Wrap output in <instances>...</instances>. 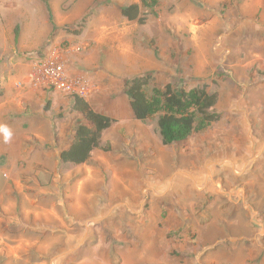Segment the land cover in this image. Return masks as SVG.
<instances>
[{"label": "rangeland", "instance_id": "1", "mask_svg": "<svg viewBox=\"0 0 264 264\" xmlns=\"http://www.w3.org/2000/svg\"><path fill=\"white\" fill-rule=\"evenodd\" d=\"M157 1L0 0V264H264V0ZM52 59L69 88L36 82ZM146 75L220 120L162 146L124 94ZM73 93L115 121L79 166Z\"/></svg>", "mask_w": 264, "mask_h": 264}, {"label": "trees", "instance_id": "2", "mask_svg": "<svg viewBox=\"0 0 264 264\" xmlns=\"http://www.w3.org/2000/svg\"><path fill=\"white\" fill-rule=\"evenodd\" d=\"M157 0H140L120 10L123 19L143 25L147 16H156ZM49 20L52 22L50 7L46 4ZM145 10V14L142 13ZM18 38V31H17ZM152 85L150 76L135 77L125 84L124 94L129 102L133 118L144 122L157 118V129L162 146H170L188 140L220 120L214 112L217 96L205 86L191 89H174L170 85ZM71 111L79 116L71 144L59 155L64 165L85 164L92 152L100 145L102 134L110 129L114 120L91 109L84 99L71 95Z\"/></svg>", "mask_w": 264, "mask_h": 264}, {"label": "built area", "instance_id": "3", "mask_svg": "<svg viewBox=\"0 0 264 264\" xmlns=\"http://www.w3.org/2000/svg\"><path fill=\"white\" fill-rule=\"evenodd\" d=\"M34 68H35L34 76L36 78L37 83H41L43 85L46 84L48 86L55 88L56 87L62 88L60 90L69 88V85L67 84L65 72L63 70V66L59 63L57 59L45 60L43 62H40ZM74 92L77 91L74 89ZM78 96L81 97L82 95L78 94Z\"/></svg>", "mask_w": 264, "mask_h": 264}]
</instances>
